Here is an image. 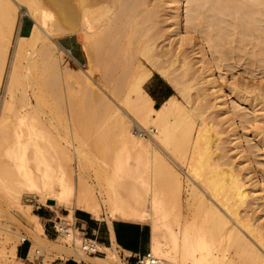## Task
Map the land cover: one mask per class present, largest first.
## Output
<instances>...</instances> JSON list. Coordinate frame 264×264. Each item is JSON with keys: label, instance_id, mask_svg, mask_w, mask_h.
<instances>
[{"label": "bare ground", "instance_id": "obj_1", "mask_svg": "<svg viewBox=\"0 0 264 264\" xmlns=\"http://www.w3.org/2000/svg\"><path fill=\"white\" fill-rule=\"evenodd\" d=\"M164 4L167 7H161ZM20 6L26 9L18 14ZM162 16L165 18L162 19ZM24 18L33 22L28 34L20 33ZM163 20L164 23L170 20L169 26H163ZM181 27H184L185 32ZM15 31L17 38L11 41ZM166 32L169 37L175 38V43L173 40L169 41V48L162 45L167 38ZM70 35H75L81 42L85 63L58 39ZM204 40L211 58L204 47ZM10 44L13 49L7 90L9 88L12 91V85L22 67L53 63L58 68L54 52H60L64 54L63 57L66 55L79 66V70H74L76 75L69 71L70 76L67 71L70 66L66 63L61 68L66 71H62L63 75L65 73L68 77L75 76L73 80L76 83L84 84L81 91L87 98L102 99L103 107H99L111 114L112 119L118 115L119 119L115 122L121 135L118 137L124 143L142 144L143 148L125 145L119 150L114 156L112 170L116 179L123 178L122 168L133 176L132 180H121L122 183L119 184L124 192L127 190L124 196L128 202L122 199L120 190L115 191L116 196L119 192L122 196L119 201L129 203L132 200L134 204L131 210H126L120 203L121 214L137 220L149 218L153 222L151 257L145 259L148 264H264V225H259L260 222L256 224L258 219L253 217L249 209L252 205L260 209L262 207L260 211L264 215V166L261 168L263 178L260 181L236 123L234 113L237 109L234 106L231 111L225 94L228 92L234 96L240 105L243 102L250 104V107L252 105L255 116L248 117V113L242 112L239 118L244 123L255 122L251 132L254 138L262 134L258 140V143H262L264 119L256 118V105L253 104L254 101L252 103L247 99L245 93L252 91L262 96L258 103L264 104V84L257 83L256 86L249 87V84L243 86L236 80L222 83L215 72L217 67L224 76V72L241 64L247 71L252 69V72L259 70L264 73V0H163L162 3L158 0H0V66L6 62V51ZM188 45L193 46L192 50L198 58L195 62L189 57L190 51H186ZM62 55L60 54V59H63ZM24 60L27 61L24 63L26 65L23 64ZM198 62L200 66L196 67L197 70L195 63ZM97 65V72L102 67L103 75L99 77L103 82L93 74ZM152 68L165 75H174L179 93L183 95L186 103L175 96L160 107L155 105L144 87L153 74ZM104 81L111 87L107 88L109 84ZM193 90L197 96H192ZM7 101H4L3 105L5 102L7 105L4 109H9L10 101ZM189 102L192 104H188ZM217 107L220 109L209 112ZM223 114L224 117H221ZM108 123L106 124L109 125ZM225 123L227 124L224 127ZM2 124L0 121V133L4 128ZM146 131L149 132V137H143ZM225 133H228L230 141L237 149L238 158L235 160L229 156L228 149L224 146ZM153 145L157 149H151L148 155L146 150ZM131 152L134 153L136 161L128 168L122 159ZM68 155L70 157V153ZM75 155L80 158L84 168L91 161H86L87 152L77 147ZM177 159L184 160V163L181 164ZM181 169L190 179L186 183L189 195L196 193L199 201L195 204L191 197L187 198L186 223L182 230H178L172 220H176V224L182 222ZM13 170L15 171L9 166L0 165V185L6 188L9 196L6 205L12 207L14 204L18 213L28 218L30 216L27 224L28 235L40 254L59 251L76 255L83 261L126 264L114 252L116 242L111 247H102L108 254L99 257L90 256L77 247L71 248L69 242L74 240L73 235L61 236L68 241L67 245L63 244L62 239V245L49 239L41 217L32 212V204L24 201L23 195L29 189L34 196L43 200H54L50 183L35 175L25 176L22 169L21 176L17 174V177L11 179L6 174ZM17 170L20 171L19 168ZM96 179L99 181L97 175ZM167 183L175 192V199L171 204L163 197L164 190L170 188ZM97 184L100 185V181ZM62 187L64 191L59 195V203H65L69 208V213L62 215L64 218L71 217L75 220L74 207L101 217V201L98 196H94L96 189L85 180L83 173L79 174L76 169L75 177L71 172L65 173ZM110 198L115 203L113 197ZM195 209H202V218H198L201 213H196ZM7 212L11 214L9 209ZM63 222L65 223L64 220ZM5 233L3 242H0L3 246L0 247V264H24L17 257L15 240L19 236L24 237L19 232V226L6 229ZM39 253L36 250L34 253L32 249L30 257Z\"/></svg>", "mask_w": 264, "mask_h": 264}, {"label": "rangeland", "instance_id": "obj_2", "mask_svg": "<svg viewBox=\"0 0 264 264\" xmlns=\"http://www.w3.org/2000/svg\"><path fill=\"white\" fill-rule=\"evenodd\" d=\"M160 1H161V3L163 2V0H160ZM160 1L158 0L159 3H160ZM163 6L167 7V4H164L161 7H163ZM25 9L26 8L24 6H20L18 8V14H20L21 12H24ZM181 12H182V8H181ZM183 13H184V9H183ZM162 17H163L162 19L165 18V16H162ZM166 22H168V21L166 20ZM169 23H170V20L168 23H164V20L162 22L163 26H164V24H165V26L166 25L169 26ZM32 24H33V22L29 18H24V20L22 21V29L20 30V33L28 34L31 27H32ZM165 29L169 30V27H166ZM181 30L183 32H185L184 27L183 28L181 27ZM166 33L167 34L165 36L167 38L165 39V41L162 45L165 46L164 48H169V46H170L169 43L173 39L175 40V38L172 36L169 37L168 32H166ZM16 34L17 33L15 31L13 36H12L11 41L16 40V38H17V36H15ZM195 34L197 36H200V34L197 32ZM165 36L162 38H165ZM168 38H171V39H168ZM58 39L63 45H66V47L70 48L72 53L82 63L86 62L85 55L81 49V42L79 40H77V37L75 35L60 37ZM161 40H163V39H161ZM174 40H173V42L175 43ZM165 43H167V44H165ZM67 44H73V47L67 46ZM204 44H205L204 47H205V49L208 50L209 57L211 58V53L209 51V47H208L205 40H204ZM166 45H167V47H166ZM12 49H13L12 45L10 44V48L7 47V51H6L7 52L6 56H5L6 62L0 66V100L2 99L0 101L1 102V105H0L1 108L0 109L2 110V111L0 110L1 111L0 121L3 122V124H4V128L2 129V131L0 133V144H1V146H0V165H6L12 169H15V171L13 170V172H10L9 174H6V175L8 177H11V179L17 177V174L21 176L20 173H21V169H22L23 173H25V176L27 174L28 175H35L39 179L47 180L51 185V193L53 194V197H54V200L48 199V200H52V202H54V205L52 208H54L57 212H59L60 207H65L68 211V212L64 211L63 214L59 215L58 220H56L57 224H58V222H60V219H61L62 224H65V225L68 222H69L68 224L72 225L73 222L75 221L71 217L68 219V218H64L62 216V215H65L64 213H66V214L69 213V208H68V206L65 205V203L64 204L59 203L60 202L59 201V195L62 194L64 191L63 187H62V180H63L64 174L67 172H71L72 175L75 177V169L77 170V172H79V174H80V172L83 173L85 180L88 183L90 182V184L92 183V185L94 186L93 188L96 189V190L92 189V191L94 190V192H93L94 196L95 197L98 196L97 198H99L101 201L102 208H103V212H102L103 216H105L107 219L123 217L125 219L129 218L130 220H137V219L132 218L131 216L127 217V216H124L121 214V209H120V208H122V207H120L121 204L123 205V207L126 210H131L134 204H132L133 202H131L132 201L131 198H130L131 201L129 203H127L129 200L127 201L126 196H124V194H127V193H125V192H127V190L124 192V190H122L121 186L119 185L122 183L121 180L124 182L125 179H123V178H119V179L117 178L116 179L115 177H113L114 173L112 170V163H113V159H114L115 154H117V152H119V150L123 149V147L125 145L126 146L135 145L137 147L143 148L142 144H140L139 142L135 143V144L129 143V142L124 143V141H122L121 137L120 138L118 137V135H120L119 134L120 131H119V129L117 130V126L115 123L116 120L119 119V117H117L118 115L114 116L112 119L111 114L109 115V113L107 114L104 110H102V107H103L101 105L102 99L95 98V97L94 98L93 97L87 98L83 94L82 89H84V87H85L84 84L76 83L75 80H73V79H75L74 78L75 76L70 77L71 74L69 72V71H72V73H74V70L77 71L79 66L73 60L67 58L66 55L63 57L64 54L62 55V53H60V52H57V51L54 52V57H56V60L58 61V65H59L58 68H57V64L55 66V65H53V63H47V64L37 63V64H33L32 66H30L28 68L22 67L19 70V75L17 77V80L12 85L13 93H12L11 89H9V88H8V90H9L8 91L6 86H7V82H8V74H9V70H10L9 67H10L11 58H12L11 57L12 56ZM192 49H193V46L188 45L186 48V51L187 50L190 51L189 57L193 62H195V61H197L198 58L195 55V51ZM58 53H59V55H58ZM60 54L62 55L61 57H63V59H60V57H59ZM66 58H67V61L65 60ZM211 60L213 61L214 66L216 67L214 60L213 59H211ZM25 61L26 60L23 61V64L27 62V61L26 62ZM62 62H64V64ZM66 63L68 64V66H70L69 67L70 70H69V68L67 69V71L70 74V76H69L70 79L67 75H65V73L63 75L62 71L66 72L64 70L65 68L61 69L62 66H64V67L66 66L65 65ZM24 65H26V64H24ZM177 65L175 66L176 68L178 67ZM199 66H200V62L195 63V68L199 67ZM97 67H98V65L94 67L93 71L95 73L93 72V74L97 79H99L103 75V70H102V67L100 66L98 68V72H99L98 73L97 69H96ZM196 69L198 70V68H196ZM152 70H153V74L154 73L160 74L162 77H164V79L169 84H171L174 87V90H175L174 94L172 96H170L169 98H167L165 101L176 96V98L179 99L181 102L186 103V101H184L185 98L184 97L182 98L183 95L181 96L179 93V90L177 87V82L174 80V75L172 73L165 75V74H162L156 68H154V69L152 68ZM215 72H216V76L219 78V80H221L222 83H224V82L230 83V82H234L236 80V81L240 82V84L243 86H245L246 84H249V87H254L257 85V83L258 84H261V83L264 84V73L263 72L261 73L259 70H255V72L254 71L252 72V69L247 71V70H245L244 66H242L241 64L236 65L233 68V70L231 69V70H227L226 73L224 72V76L221 75V73L217 67L215 69ZM73 75H76V74L74 73ZM222 77H224V78L222 79ZM64 78H66V79H64ZM99 80L100 81L102 80V82H103L102 78H100ZM260 81H262V82H260ZM104 83H105V81H104ZM105 84H107V83H105ZM108 87H111L110 84L107 86V88ZM108 90L110 91L111 88H109ZM9 92H11V93L7 94ZM247 92L245 93V96L247 97V99L251 100L252 103L254 101L253 104L256 105L255 106V109H257V111H256L257 117L256 118L259 120L264 119V110L262 109V108H264V104L262 102L258 103V101H260L262 99V96L254 93L252 91H247ZM11 94H13V96ZM195 94H196L195 90H193L192 96L193 97L197 96ZM225 94L227 95V99H228L227 104L230 106L231 111L234 109V106L237 109V112L234 113V115H236L235 119H236V123L238 124V127L240 129V134L242 137L244 147L246 148L247 153L250 157V160L252 161L256 176L258 177V179L260 181H262L263 173H262L261 168H262V165L264 166V141L262 143H258V140L260 137H262V134H260V136L254 138L251 131L254 129L253 127H254L255 122L244 123L240 120L241 118H239V115H242L241 114L242 112L248 113L247 114L248 117H254L255 115H254V112L252 110V105L250 107L249 106L250 104H248L246 102H243L240 105L235 101L236 98L234 96L228 94V92ZM4 95H5V97H4ZM1 96L4 98H2ZM245 96H244V98H245ZM254 96H255V98H254ZM11 97H12V99H11ZM209 98H212V96ZM253 99H255V100H253ZM263 99H264V97H263ZM5 100L6 101L8 100L7 103L9 101L11 102V103L10 102L8 103L9 109H7V107H5V109H4L6 102H5V105H3V104H4ZM241 102H242V100H241ZM163 103H165V102H163ZM188 104H192V103L189 102ZM161 105H158V107H160ZM99 106H102V107L100 108ZM218 109H220V108H218V107L212 108L211 111H209V112H212V111L214 112V111H217ZM100 111L102 114L100 113ZM224 115L225 114H223L221 117H224ZM109 116H111L110 117L111 120H109ZM126 116L127 115H125V117ZM101 119H102V121H101ZM106 119H108V120H106ZM126 119L130 122V119L128 118V116L126 117ZM104 120H105V122H104ZM108 122H112V123H108ZM98 123H100V124H98ZM106 123H108L109 125H107ZM130 123L133 124L132 121ZM104 124L107 125V127ZM226 124L227 123L224 124V127L226 126ZM113 126L116 127L115 130L112 129V128H114ZM109 130L111 133L109 132ZM103 132L105 134H103ZM154 132H156V129H154ZM148 133L149 132L146 131L144 133L143 137H149ZM108 134H110V135L108 136ZM112 134H114V135L111 136ZM105 137H106V139H104ZM114 137H116V138H114ZM223 138H224L223 140L225 141L224 146H226V148L228 149L229 156L234 160H235V158L237 159L238 158V155H236L237 149L234 147L233 142L230 141V137L228 136V133H225ZM76 147L80 150H84L85 152H87L86 161L88 159H89L88 161L91 160L90 162H88L89 164L86 163V165L88 164V166H86V168H84L85 166L84 167L81 166L80 158L77 155H75V148ZM107 149H108V151L112 150L113 153H112V151H111L112 154L108 151H105ZM151 149H153V150L157 149V146L156 145H153V147L150 146L149 150H148L149 152L146 150V153L148 155L151 153V151H152ZM69 153H70V157L68 155ZM184 155H186V154H184ZM184 157L182 156V158H184ZM179 160L180 159H177V161H179ZM182 161H184V160H182ZM182 161H179V162L181 164H183L184 162L182 163ZM171 163H173V162H171ZM174 165H175V167L178 168V166H176L177 164H174ZM185 165L187 167V164H185ZM185 165H184V167H185ZM18 168L20 169V171L17 170ZM178 169H180V167ZM95 171H97V172H95ZM180 171H181V175L183 178V182H182L183 186H182V191H181V204H182L183 216L181 218L182 222H180V224H176L175 223L176 220H172V223L175 225V227L178 230L179 229L182 230L184 228V224L186 223L185 217L187 215V212L185 210L187 209V198L191 197V200L193 203H195V202L198 203V201H199L198 200L199 197L196 193L192 194L191 196L189 195V192L186 189V186H187L186 183H187V181H190V179L182 171V169ZM96 175H97V177L101 183L100 185L97 184V182L99 183V181H96L97 180ZM76 176H79V175H76ZM117 181H120V182H117ZM168 186L170 187L169 184H168ZM118 190H120L122 193L121 194L119 192L120 195H123L122 199L123 200L125 199V201H127V202H123L121 200L119 201V199H121L122 196H120L119 193L117 196L115 195L116 194L115 191H118ZM99 191L101 193H99ZM164 193H165V194H163L164 200L167 201L168 204H171V202L175 199V192L172 190V187H170V188L167 187L164 190ZM111 196L113 197L115 203H112V200L110 198ZM7 197L9 198L6 188L4 186L0 185V229H2V230H0V242H3V240H4V237L6 235L5 230L6 229L7 230L8 229H15L16 226H19V232L21 235L30 238V236L28 235V230H27V224L29 223L30 216L28 218V216L18 213L17 207L14 204L12 207H8L6 205ZM101 199H103V201ZM106 199L109 202L106 201ZM23 200L32 204V207H33L32 212H34V213H36L37 211L40 210L38 206H40L43 203H46V201H47V200L41 199L38 196H34V194L29 189H27V191L25 190V193L23 195ZM115 204H116V207H115ZM124 205H126V206H124ZM194 208H196V207H194ZM256 208L257 207L253 206V205L251 207H249V209L251 210L250 213H252V215L255 219H258L257 220L258 222H256V224H259V222H260L259 225H261V223L264 225V215H262V213L260 211L262 209V207H261V209H260V207L257 209ZM7 209L10 210L11 214H9L7 212ZM195 211H197L196 213H201L200 215L196 214V216L199 215L198 218L203 217L202 209H195ZM112 212H114V213L112 214ZM243 212L244 211H242V213ZM63 220L65 221V223L63 222ZM66 220H67V222H66ZM41 221H42V223L44 222V220H42V219H41ZM137 221H141V222L146 221L145 223L149 222L148 224H149V226H151L150 228L153 230V222L149 218H148V220L145 219V220H137ZM19 223H21V224H19ZM51 224H53V223H51ZM47 227H48V233L52 234V232H56V229L54 227H50V226H47ZM263 228H264V226H262V229ZM61 236L64 237L63 234L59 235L57 233V235H56L55 240L58 244L62 245V243L64 242L63 244L67 245V244L71 243L70 244L71 248L77 247L78 250L82 249L81 248V240L78 237V235L74 238V240H72V242H69V243H68V241L66 242V240L64 238L62 239ZM161 238L163 240L164 239L166 240V238H164V237H161ZM58 239H60V240H58ZM61 239L63 240V242ZM15 241L17 242L16 244L18 246L19 243L21 242V237L20 236L17 237V239ZM12 243L13 242L11 241L10 244H12ZM0 245H1L0 247H3L2 243H0ZM5 246H7V243ZM36 249H37V246L34 245L33 246V252L34 253H35ZM114 252H115V254H117V257L119 260L122 259L121 261L125 262L126 264H129L126 262L125 259L121 258L123 253L127 254L126 251L121 250V248H119L117 245H115L114 246ZM86 253L90 256L93 255V254H90L88 252H86ZM107 254H108V251L106 250V255ZM64 255H72V254L59 252V251H52L49 253H45V260L43 263L49 264V261L55 259L57 256H64ZM106 255H104V256H106ZM35 256H37V254L34 255L33 257H35ZM74 256L78 260H81L76 255H74ZM84 262H85V264H102V263L96 262L94 260H92V261L87 260Z\"/></svg>", "mask_w": 264, "mask_h": 264}, {"label": "crops", "instance_id": "obj_3", "mask_svg": "<svg viewBox=\"0 0 264 264\" xmlns=\"http://www.w3.org/2000/svg\"><path fill=\"white\" fill-rule=\"evenodd\" d=\"M67 46L73 47V44H67ZM144 87L152 96L157 106L165 102L175 91L174 87L158 73H154L145 83ZM122 160L125 161L129 168L135 164L136 157L134 153L131 152L130 154L124 155ZM121 174L125 180L130 181L133 179V176L123 168L121 169ZM53 205L54 202H52V200H47L46 203L38 206L40 210L36 212L41 219L44 220L43 224L46 235L51 240H55L57 232H52V234L48 233L47 226L55 228L57 223L56 220H58L59 215L67 211L65 207H60L59 212H57L52 208ZM73 215L75 219L72 224L74 229L79 233H86L98 244L99 251L91 256L103 257L106 255V250L102 247H111L115 242L121 250L134 254H146L151 249L153 232L150 228L151 226L148 224L149 222L145 223L146 221L141 222L130 220L129 218L125 219L123 217L107 219L103 215H101V217H95L88 210L77 207L74 209ZM28 239L29 240L26 242H20L17 246L18 258L22 259L24 264H43L42 262L45 260V254H38L34 258L30 257L33 249V242L31 238ZM126 262L129 264H138L134 259ZM49 264H85V262L83 260H78L74 255H64L57 256L55 259L49 261Z\"/></svg>", "mask_w": 264, "mask_h": 264}, {"label": "built area", "instance_id": "obj_4", "mask_svg": "<svg viewBox=\"0 0 264 264\" xmlns=\"http://www.w3.org/2000/svg\"><path fill=\"white\" fill-rule=\"evenodd\" d=\"M59 225L57 226V223L55 225L56 232L60 234H65L67 236H77L81 240V248L90 254H94L99 251L98 244L96 243L95 240L91 239L86 233H79L74 229L73 225L69 224H62L61 221L58 223ZM28 237L24 236L21 238V242H26L28 241ZM39 249H36V253H39ZM40 254V253H39ZM146 257H151V251L147 252L146 254H134L131 252H127V254L122 255L121 258L125 259L126 261H129L131 259H134L138 264H148L147 261L145 260Z\"/></svg>", "mask_w": 264, "mask_h": 264}]
</instances>
